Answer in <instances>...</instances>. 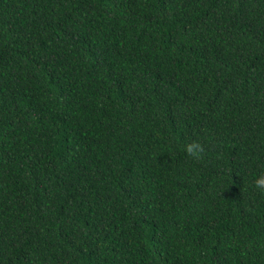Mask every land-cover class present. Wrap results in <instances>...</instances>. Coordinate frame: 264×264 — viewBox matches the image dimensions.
Masks as SVG:
<instances>
[{"label":"trees","instance_id":"obj_1","mask_svg":"<svg viewBox=\"0 0 264 264\" xmlns=\"http://www.w3.org/2000/svg\"><path fill=\"white\" fill-rule=\"evenodd\" d=\"M262 174L264 0H0V264H264Z\"/></svg>","mask_w":264,"mask_h":264},{"label":"clouds","instance_id":"obj_2","mask_svg":"<svg viewBox=\"0 0 264 264\" xmlns=\"http://www.w3.org/2000/svg\"><path fill=\"white\" fill-rule=\"evenodd\" d=\"M183 147L188 154L194 157H199L202 151V146L195 141L185 144ZM254 186L264 192V174L255 177Z\"/></svg>","mask_w":264,"mask_h":264}]
</instances>
